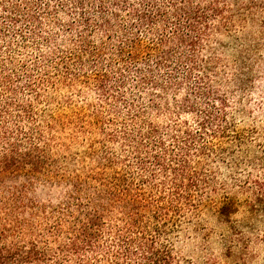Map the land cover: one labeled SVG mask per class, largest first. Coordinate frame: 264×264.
I'll list each match as a JSON object with an SVG mask.
<instances>
[{
	"label": "trees",
	"instance_id": "trees-1",
	"mask_svg": "<svg viewBox=\"0 0 264 264\" xmlns=\"http://www.w3.org/2000/svg\"><path fill=\"white\" fill-rule=\"evenodd\" d=\"M255 4L0 0V52L10 31L49 47L0 59V264H190L175 251L184 224L208 202L225 220L238 209L212 192L221 139L237 133L213 40ZM88 92L91 109L75 97ZM250 186L256 212L264 185Z\"/></svg>",
	"mask_w": 264,
	"mask_h": 264
},
{
	"label": "rangeland",
	"instance_id": "rangeland-1",
	"mask_svg": "<svg viewBox=\"0 0 264 264\" xmlns=\"http://www.w3.org/2000/svg\"><path fill=\"white\" fill-rule=\"evenodd\" d=\"M243 13L244 22H236L230 29L215 35L213 41L218 44L214 58L218 61L212 59L216 70L211 75L214 88L219 92L216 99L226 101L228 122L237 132L231 131L221 139L223 150L215 154L211 163L212 192L217 199L227 194L233 196L238 209L225 220L208 202L201 214L184 224L176 237L175 251L190 264H264V204L251 212L248 202L255 191L250 185L256 180L264 185V0H256V4ZM7 37L11 47L4 54L0 52V59L13 56L17 65L32 63L38 48L49 50L42 43L25 48L13 31L8 32ZM0 44L6 46L7 43L0 40ZM22 93V98L29 97L26 91ZM179 96L182 99L185 91ZM75 97L83 102L79 105L88 108L92 104L99 105L96 104L98 95L93 92H88L86 99L79 94ZM172 97L170 95L171 102ZM118 107L122 111L120 119H126L127 108L120 104ZM181 117L192 120L190 114ZM172 118L167 113L160 121L170 122Z\"/></svg>",
	"mask_w": 264,
	"mask_h": 264
}]
</instances>
